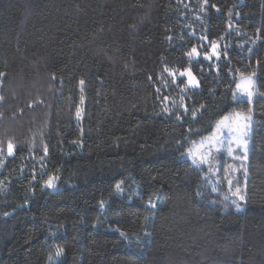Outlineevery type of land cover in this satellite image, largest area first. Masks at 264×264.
I'll return each mask as SVG.
<instances>
[{"label": "trees", "instance_id": "obj_1", "mask_svg": "<svg viewBox=\"0 0 264 264\" xmlns=\"http://www.w3.org/2000/svg\"><path fill=\"white\" fill-rule=\"evenodd\" d=\"M0 72V264H264V0H0ZM229 112L248 159L214 180L182 154Z\"/></svg>", "mask_w": 264, "mask_h": 264}, {"label": "snow or ice", "instance_id": "obj_2", "mask_svg": "<svg viewBox=\"0 0 264 264\" xmlns=\"http://www.w3.org/2000/svg\"><path fill=\"white\" fill-rule=\"evenodd\" d=\"M205 2H207V0H205ZM213 7H215L213 5ZM169 39H171V37H169ZM223 57L227 56V51L225 50L223 52V54L221 53V51L218 48V45L216 42H212V47H211V54L205 53V55L203 56V59L206 61H211L213 58L216 59H221ZM186 56L189 58V61L195 59V60H199L200 59V52L198 50L197 47H192L191 50L189 52L186 53ZM164 72H167L168 75L170 77H172L173 82L175 83L176 81H186L185 86H184V91L189 90L190 88H196L199 87V81L197 80L196 75L194 74V72L191 70V68H184L183 70H169L168 68L164 69ZM163 75V73L161 74ZM255 75V74H253ZM6 77V74L3 72H0V80H2L3 78ZM149 79L151 80L152 77L150 76ZM245 79L249 82V84H251V77H245ZM80 84L83 85L84 81L81 80ZM237 87H240V85H237ZM159 91V89H158ZM253 96L254 93L249 90L246 89L245 93L242 94L240 97H237V95L235 93H233L232 95V99L233 101H238V102H245V97H246V102L251 105L253 102ZM3 97H0V100H2ZM164 99H167V97H164ZM184 107V112L185 114L189 113V109L187 106H183ZM202 108L204 107L203 105L201 106ZM165 111H168L167 109ZM249 111H251V109H249ZM77 115H79V112L77 113ZM192 116L193 119H195V112H192ZM233 116H234V123H235V128H232L231 126H229L228 121L233 120ZM183 117L181 116H177V119H182ZM250 121H251V116L249 115H245L242 113H234V114H229V115H224L221 117V120L217 122L216 124V129L220 130L221 128H227L228 130V134L231 136L232 133L235 131L238 133L237 136L233 137V139L235 140V144L236 147L239 148L243 155L240 157H236L237 159H241L242 161H246L248 159V153H249V142L248 139H246L248 132L247 130L250 127ZM190 131H192L190 129ZM232 140H229V147H228V154L231 156L233 154V148L231 147L232 144ZM75 143V142H74ZM193 143H195V141H193ZM209 143H212V139H209ZM201 147H203V144H201ZM17 149V146L11 141L9 140L7 142V156L11 157L15 154V151ZM44 154L45 156H47L48 154V149L47 146H44ZM3 154V149L0 148V155ZM187 155L192 157V163L194 165H200V164H204L207 162V156L201 154L199 156H197V154L195 152H192L191 150H189V152L187 153ZM43 159V157L41 158ZM247 172V170L245 169V173ZM246 178V177H245ZM33 179H35V176H33ZM56 179V177L54 176H49L47 180H45L43 183L47 188H51V189H55L56 188V184L54 183V180ZM229 185L233 184L232 180L228 181ZM244 187L246 188V184L244 185ZM116 189L118 192H123V189L121 187V184L118 183L116 185ZM242 192V187L239 183V181L236 182V186H235V191L233 193L234 196L237 197V199L232 201V206L235 207V209L237 211H241L243 208V203L245 202V196L241 194ZM148 206L152 209H155L157 207V204L152 202L151 200L148 202ZM5 216L9 215V213H4ZM145 219H149L148 217H145ZM121 236H124L125 234L123 232L120 233ZM57 257H59L61 255V252L58 251L56 253Z\"/></svg>", "mask_w": 264, "mask_h": 264}, {"label": "rangeland", "instance_id": "obj_3", "mask_svg": "<svg viewBox=\"0 0 264 264\" xmlns=\"http://www.w3.org/2000/svg\"><path fill=\"white\" fill-rule=\"evenodd\" d=\"M217 45L219 48L218 43H217ZM208 54H211V48H210V51ZM201 55L200 56L203 57L205 55V53H202ZM213 59L211 61H213ZM249 76L251 77V84H249V82L245 79V77H249ZM237 85H240V87H237ZM255 85H256L255 84V75L249 74V75L239 76L235 90H234V93L237 95V97H240L242 94L245 93L246 89H249L254 93V96H253V102H254L255 94H256ZM245 101H246V97H245ZM253 102H252V104H253ZM234 113H241V112H229L226 115L234 114ZM242 114H244V113H242ZM245 115H249V114H245ZM249 116H251V121H250V127L247 130L248 135H247L246 139H248L249 147H250V137H251L252 128H253V116L251 114ZM234 119L235 118L233 116V120L226 122L232 128H235V123L233 122ZM237 135H238V133L234 131L232 133V135L230 136L228 134L227 128H221L220 130H217L216 125H215L213 131L209 135H207V136L199 139L195 143H193L186 150V152L182 154V157H183V159H188L189 161L192 162V157L187 155L189 150H191L192 152H195L197 154V156H199L201 154L207 156V162L204 163V165H206L209 168V171L211 173L212 178L214 180H218V177H219L220 172H221L220 171L221 170V163L214 160V154H215V152L224 153L226 155V159H228V160H235V159H237L236 157L242 156L243 155L242 151L236 147L235 140L233 139V137H235ZM210 138L212 139V143H209ZM229 140L233 141L231 144V147L233 148V154L231 156L228 154V147H229L228 142H229ZM201 144H203V147H201ZM227 163H229V161ZM200 165H203V164H200ZM200 165H195V166H200ZM232 168H233L232 164H230L229 166L227 165L225 172H227V173L230 172L232 170ZM224 178H226V177L224 176ZM59 258H60V256H59ZM52 262H53V264L56 263L57 259L53 260Z\"/></svg>", "mask_w": 264, "mask_h": 264}]
</instances>
